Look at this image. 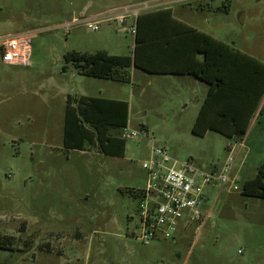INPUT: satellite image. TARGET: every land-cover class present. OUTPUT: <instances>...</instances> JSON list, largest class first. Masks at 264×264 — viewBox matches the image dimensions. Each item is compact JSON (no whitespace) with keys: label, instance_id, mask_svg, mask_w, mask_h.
Segmentation results:
<instances>
[{"label":"rangeland","instance_id":"374dc122","mask_svg":"<svg viewBox=\"0 0 264 264\" xmlns=\"http://www.w3.org/2000/svg\"><path fill=\"white\" fill-rule=\"evenodd\" d=\"M144 1L154 5L141 11L171 6L178 19L264 62V0H0V35L32 30L33 46L28 67L0 60V264H264V198L240 189L217 196V186L171 239L137 237L152 141L208 169L223 164L228 144L243 143L233 151L240 187L264 162V96L242 138L199 135L192 127L204 81L132 67L121 82L65 62L73 50L132 56L133 19L115 18ZM93 15L98 30L86 25ZM79 92L129 102L138 135L126 138L123 156L63 146L66 93Z\"/></svg>","mask_w":264,"mask_h":264},{"label":"trees","instance_id":"16d2710c","mask_svg":"<svg viewBox=\"0 0 264 264\" xmlns=\"http://www.w3.org/2000/svg\"><path fill=\"white\" fill-rule=\"evenodd\" d=\"M136 25L132 56L73 50L64 54L65 62L82 75L121 82L131 80L132 67L152 74L192 75L208 84L193 133L203 135L213 129L242 138L252 118L262 112L264 62L178 19L169 7L141 11ZM128 124L127 100L68 94L63 146L84 151L96 146L103 154L123 156L126 138L121 131ZM240 190L264 198V162Z\"/></svg>","mask_w":264,"mask_h":264},{"label":"built area","instance_id":"2783aa9c","mask_svg":"<svg viewBox=\"0 0 264 264\" xmlns=\"http://www.w3.org/2000/svg\"><path fill=\"white\" fill-rule=\"evenodd\" d=\"M168 0H162L164 4ZM153 1H144L132 7L125 6L123 12L115 18L124 24L128 17L133 21L127 27L135 35L136 20L142 9L152 7ZM101 13L100 15H105ZM97 17V16H96ZM101 20L94 17L86 19V25L92 30L100 28ZM33 54L32 35L0 36V60L8 65L28 67ZM138 135L129 124L122 130L124 138ZM235 144H228V155L220 166L210 169L196 165L192 160H179L171 156L164 147L152 145L150 160L143 163L147 171V184L140 192L138 203L139 230L137 236L148 244L158 239H171L179 228L200 216L199 209L217 186L220 191L241 189L239 171L236 168V157L233 154Z\"/></svg>","mask_w":264,"mask_h":264},{"label":"crops","instance_id":"0c3cea01","mask_svg":"<svg viewBox=\"0 0 264 264\" xmlns=\"http://www.w3.org/2000/svg\"><path fill=\"white\" fill-rule=\"evenodd\" d=\"M181 1H186V0H168V1H166L164 4H166V5H169V4H171V3H176V2H181ZM166 7H169V8H171V10H172V12H173V14H174V9H173V7H171V6H166ZM175 16V15H174ZM91 17H96V15H93V16H90V17H88V18H91ZM176 17V16H175ZM192 26V25H191ZM194 27V26H193ZM196 28V27H195ZM198 29V28H197ZM22 34H32V30H27V31H17L16 33H8L7 35H0V36H11V37H13V36H19V35H22ZM31 63H32V60H31ZM31 65V64H30ZM68 67V66H67ZM80 74V73H79ZM184 76V75H183ZM196 78V77H195ZM196 79H198V78H196ZM198 80H200V79H198ZM206 85H207V90H208V84L206 83ZM206 93H207V91H206ZM68 94H71V93H66V96L68 95ZM73 95V94H72ZM77 95H86V94H83V93H81V92H79ZM87 96H90V95H87ZM206 96V95H205ZM205 98V97H204ZM121 100H123V99H121ZM129 111H130V105H129Z\"/></svg>","mask_w":264,"mask_h":264}]
</instances>
